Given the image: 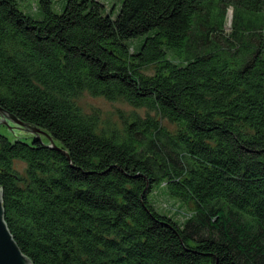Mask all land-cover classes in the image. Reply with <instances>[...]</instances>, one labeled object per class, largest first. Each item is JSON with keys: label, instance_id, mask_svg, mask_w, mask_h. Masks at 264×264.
I'll use <instances>...</instances> for the list:
<instances>
[{"label": "trees", "instance_id": "16d2710c", "mask_svg": "<svg viewBox=\"0 0 264 264\" xmlns=\"http://www.w3.org/2000/svg\"><path fill=\"white\" fill-rule=\"evenodd\" d=\"M119 1L112 19L40 0L35 21L0 0V107L68 156L0 134L14 242L32 264H264V0ZM84 93L145 114L102 123ZM158 188L182 223L156 211Z\"/></svg>", "mask_w": 264, "mask_h": 264}, {"label": "rangeland", "instance_id": "374dc122", "mask_svg": "<svg viewBox=\"0 0 264 264\" xmlns=\"http://www.w3.org/2000/svg\"><path fill=\"white\" fill-rule=\"evenodd\" d=\"M16 2L17 8L24 15L30 17L35 21H41L44 17L43 11L41 9L40 0H14ZM105 7V13L110 15L112 19H115L119 13L121 2L119 0H97ZM67 4V0H50L51 10L55 14H61ZM233 10L228 8L225 12L224 20V33L229 34L231 31ZM262 22V27L264 28V11L259 15ZM145 37L141 36L136 39H131L126 42V44L131 48L132 52L137 53L144 41ZM171 51L166 50L167 58L171 59ZM152 68L149 67L145 72L152 73ZM77 104L80 106L81 110L90 114L93 111L98 112L102 123L114 124L115 126L121 124L119 113L122 116H128L130 113L135 112L143 116L145 114L144 110L134 111L133 108L122 102H109L100 97H92L87 93L82 94L77 99ZM166 126H169L166 124ZM0 134L5 136L8 140H15L16 135L8 131L7 127L0 126ZM20 138L21 135L19 136ZM25 137H23V140ZM27 141V140H26ZM150 200L153 201L155 209L157 212L164 213L172 218H174L178 223H182L184 215L187 212L185 207H182L179 202L170 199L169 197L161 193V188L155 189L150 195ZM179 214V215H176Z\"/></svg>", "mask_w": 264, "mask_h": 264}, {"label": "water", "instance_id": "95a60500", "mask_svg": "<svg viewBox=\"0 0 264 264\" xmlns=\"http://www.w3.org/2000/svg\"><path fill=\"white\" fill-rule=\"evenodd\" d=\"M0 126L7 127L8 131L12 132V134H14L12 129L16 128L17 130L24 132L34 138H40L41 136H43L48 140L49 148L61 152L68 159L67 153L58 148L49 135L34 126L20 122L13 115L7 113L1 107ZM3 216L4 211L2 206V191L0 189V264H32L17 247L7 228Z\"/></svg>", "mask_w": 264, "mask_h": 264}]
</instances>
